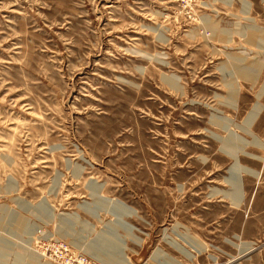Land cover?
<instances>
[{
	"label": "rangeland",
	"instance_id": "rangeland-1",
	"mask_svg": "<svg viewBox=\"0 0 264 264\" xmlns=\"http://www.w3.org/2000/svg\"><path fill=\"white\" fill-rule=\"evenodd\" d=\"M56 241L264 264V0H0V264Z\"/></svg>",
	"mask_w": 264,
	"mask_h": 264
},
{
	"label": "built area",
	"instance_id": "built-area-1",
	"mask_svg": "<svg viewBox=\"0 0 264 264\" xmlns=\"http://www.w3.org/2000/svg\"><path fill=\"white\" fill-rule=\"evenodd\" d=\"M50 249L52 250V255L58 254L60 256V262H56L57 264H95L93 260H90L86 256L80 255L75 257L69 253L68 247L65 244H53Z\"/></svg>",
	"mask_w": 264,
	"mask_h": 264
},
{
	"label": "bare ground",
	"instance_id": "bare-ground-1",
	"mask_svg": "<svg viewBox=\"0 0 264 264\" xmlns=\"http://www.w3.org/2000/svg\"><path fill=\"white\" fill-rule=\"evenodd\" d=\"M236 165V164H235ZM237 188H238V183H237ZM235 191H237L238 192V190L236 189V184H235ZM54 244L55 245H60V244H63L62 242H60V241H56V242H54ZM247 250H249L250 249V247H247L246 248ZM245 249V250H246ZM120 256H119V258H120V264H122L123 263V261H126V258H124L123 257V255L122 254H119ZM75 257H78V256H80V255H74ZM95 263V262H94Z\"/></svg>",
	"mask_w": 264,
	"mask_h": 264
}]
</instances>
